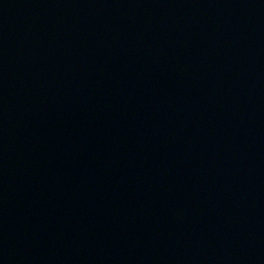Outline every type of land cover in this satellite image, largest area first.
I'll list each match as a JSON object with an SVG mask.
<instances>
[{
  "label": "water",
  "instance_id": "water-1",
  "mask_svg": "<svg viewBox=\"0 0 264 264\" xmlns=\"http://www.w3.org/2000/svg\"><path fill=\"white\" fill-rule=\"evenodd\" d=\"M0 264H264V0H0Z\"/></svg>",
  "mask_w": 264,
  "mask_h": 264
}]
</instances>
